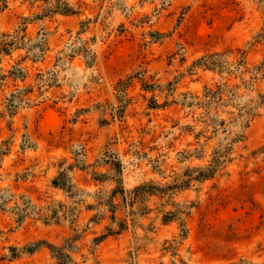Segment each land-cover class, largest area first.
<instances>
[{
  "label": "rangeland",
  "instance_id": "obj_1",
  "mask_svg": "<svg viewBox=\"0 0 264 264\" xmlns=\"http://www.w3.org/2000/svg\"><path fill=\"white\" fill-rule=\"evenodd\" d=\"M61 1L75 13L0 8L19 37L0 53V264H264V104L225 132L189 104L251 75L201 56L264 60V0ZM249 83L243 99L264 93Z\"/></svg>",
  "mask_w": 264,
  "mask_h": 264
},
{
  "label": "trees",
  "instance_id": "obj_2",
  "mask_svg": "<svg viewBox=\"0 0 264 264\" xmlns=\"http://www.w3.org/2000/svg\"><path fill=\"white\" fill-rule=\"evenodd\" d=\"M1 6L3 8L5 5V0H0ZM48 2V0H46ZM44 12H59L62 14H73L75 13L71 8L67 7L66 2L61 0H53V3L49 7L45 8ZM19 41L17 32L14 34H0V53H9V51L15 47V44ZM231 53L230 49H225L220 52H213L201 56L197 61L194 62L195 66H199L202 69H206L212 72H216L221 75L223 73L232 74L239 72V75L243 74L244 71L250 72L249 80L256 79V75H260L261 78H264V60L257 65H254L251 69L246 70L241 68L245 67V62L243 57L235 58L231 61L227 60V56ZM249 80L241 81V83L248 87L250 85ZM240 83V84H241ZM240 84H233L229 86L226 81L216 83L213 87L204 86L202 93L199 96H194L193 100L189 103L191 108H201L202 112L199 116V122L203 123L204 126L212 127V131L216 132L217 129H221L222 132H225L227 126L232 123H237L238 121L242 122L248 121L255 115L254 109L258 105L264 104V93H258L255 99L249 98L247 100L243 99V94L238 93L237 90L240 87ZM145 86V85H144ZM231 106L233 110H224L225 107ZM220 113L226 114L225 117H220ZM187 128H190L187 126ZM205 130H201L195 134V138L200 137ZM241 138L240 135H235L230 138L229 141L221 149L213 153L210 163L204 167V170L195 169L196 175L193 179H205L209 178L216 168L224 161L226 155L231 149V146L234 142L238 141ZM139 187L134 188L133 192L136 194ZM132 193V192H131ZM116 194V190H112L111 196L107 201L108 210L111 213V219H113V214L116 210L117 205L112 202V197ZM124 225H120L119 230H122ZM117 233V232H115ZM65 255L60 253V257ZM58 257L59 259H61Z\"/></svg>",
  "mask_w": 264,
  "mask_h": 264
}]
</instances>
